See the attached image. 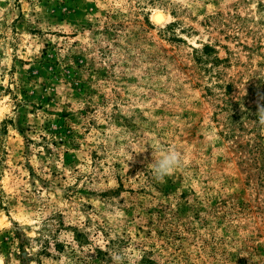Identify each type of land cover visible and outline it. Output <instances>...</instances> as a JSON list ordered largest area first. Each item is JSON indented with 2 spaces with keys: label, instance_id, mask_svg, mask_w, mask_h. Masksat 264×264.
<instances>
[{
  "label": "rangeland",
  "instance_id": "rangeland-1",
  "mask_svg": "<svg viewBox=\"0 0 264 264\" xmlns=\"http://www.w3.org/2000/svg\"><path fill=\"white\" fill-rule=\"evenodd\" d=\"M258 92L264 0H0V264H264Z\"/></svg>",
  "mask_w": 264,
  "mask_h": 264
},
{
  "label": "trees",
  "instance_id": "trees-1",
  "mask_svg": "<svg viewBox=\"0 0 264 264\" xmlns=\"http://www.w3.org/2000/svg\"><path fill=\"white\" fill-rule=\"evenodd\" d=\"M244 22V21H243ZM172 25H169V27H171ZM241 26V24H240ZM202 54L205 56H209L212 53H215V50L208 46V45H203L202 46ZM215 61H218L217 58H214ZM229 87V86H228ZM233 107V104H231V102H228V106ZM258 129V127L254 126L252 127L250 130H247V128L244 127V124L242 122H237V126L234 124H231V126L228 128V133H227V137L229 139H233L232 143L235 145V151H239V153H246V157L242 158L241 160V164L244 166H247L249 168V170L251 172L255 173L258 172V174L260 175V181L261 184L264 183V179L262 178V174L264 172V148H262L261 143L258 142L257 140V136H254V138H249L248 140H245L244 143H239L238 142V138H243V134L245 132H250V131H254L256 132ZM241 158V157H240ZM224 204H229V206L233 209V210H240L243 211L244 207L243 204L238 203V202H234V201H226L224 202ZM74 233V239L75 241H77L79 246H82V238L84 236H82L80 233L77 232H73ZM86 240H84V243ZM115 245V242H107L105 244V248H110V245ZM119 248V246H117ZM102 249L101 247H97L94 249V257L104 261L105 263L111 261V254L107 249ZM55 249L60 252L63 247L62 245L59 244H55Z\"/></svg>",
  "mask_w": 264,
  "mask_h": 264
},
{
  "label": "clouds",
  "instance_id": "clouds-1",
  "mask_svg": "<svg viewBox=\"0 0 264 264\" xmlns=\"http://www.w3.org/2000/svg\"><path fill=\"white\" fill-rule=\"evenodd\" d=\"M180 3H185V0H180ZM260 78V77H259ZM257 121L264 128V93H257ZM145 152L141 150L139 153ZM153 160L148 165L154 178L157 181H163L166 176H170L174 171L178 170L184 163L183 156L176 148H169L167 152L157 155L155 150L152 153ZM113 264H136L135 257L126 251H121L112 254Z\"/></svg>",
  "mask_w": 264,
  "mask_h": 264
}]
</instances>
